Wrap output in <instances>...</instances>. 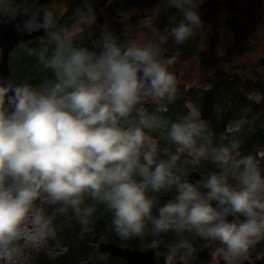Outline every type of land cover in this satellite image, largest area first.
Returning <instances> with one entry per match:
<instances>
[{"label":"clouds","instance_id":"1","mask_svg":"<svg viewBox=\"0 0 264 264\" xmlns=\"http://www.w3.org/2000/svg\"><path fill=\"white\" fill-rule=\"evenodd\" d=\"M204 2L155 0L129 35L96 0H79L66 25L40 0H0V28L38 42L26 51L42 73L33 83L0 72V264L59 255V221L83 235L101 218L163 264H196L200 253L204 264H264V146L243 150L253 122L218 134L190 98L167 115L197 82L178 76L164 46L211 29ZM162 14L164 33L149 22Z\"/></svg>","mask_w":264,"mask_h":264},{"label":"trees","instance_id":"2","mask_svg":"<svg viewBox=\"0 0 264 264\" xmlns=\"http://www.w3.org/2000/svg\"><path fill=\"white\" fill-rule=\"evenodd\" d=\"M141 0H116L113 4L114 10H124L133 7ZM145 1V0H144ZM224 4V3H223ZM222 4V5H223ZM228 7L234 11L235 6L232 2L227 3ZM213 6V5H211ZM222 7V6H221ZM219 5L212 7V11H209V7L202 14L206 25H211V29L205 31L202 35H198L195 39L189 40L186 44L181 46H175L171 38L166 47L172 49L173 56L183 60L189 58L195 50H197L200 41H206V45L209 48L216 47L218 43V29L217 17L221 10ZM230 13V12H229ZM233 13V12H231ZM67 19V18H66ZM66 19L58 21L59 24L65 25L68 23ZM158 25L160 28H168L170 26L167 14H162L158 19ZM213 24H212V23ZM216 26V30L214 27ZM228 27L236 29L238 26L233 20L228 21ZM237 31V30H235ZM94 35L90 34L88 38L81 37L84 40L92 39ZM235 42L239 41L238 36H234ZM203 41V42H204ZM233 42L232 47H236L237 43ZM30 47H37L38 42L32 41L29 44ZM24 60L29 61V66H24L30 69V72L26 75H14L13 80L23 81L24 79H30L33 83L37 82L42 73L37 68L34 58L27 55V51H24L23 56H18L15 65L27 64ZM210 65L212 67H222V60H219L216 56L211 58ZM18 71V69H17ZM251 78H241L237 73H233L229 70L218 68L212 77L208 78V89L200 90L196 88H189L186 93L180 96L175 104L170 106L168 116L175 119L177 115L184 111L183 102L185 99H192L201 107L202 114L207 119L215 131L219 134L225 129L228 122L233 119L244 117L253 122L254 131L247 134L245 143L243 145L244 151H251L254 146H264V101L260 104H256L250 101L247 97L252 91H259L264 95V73L253 71ZM183 92V88L181 89ZM149 110H153L154 106L151 104L146 105ZM208 169H211L212 165H207ZM59 234L64 244V251L58 257L54 259L45 260L48 264H126L120 258H114L108 253H103L99 250L95 244L94 235H101L104 241L115 242L122 246L138 247L140 244L136 241L121 242L117 240L110 232L106 231V223L103 218L99 219L96 223V227L90 233H84L81 235L79 225H77L71 219H65L58 222Z\"/></svg>","mask_w":264,"mask_h":264},{"label":"rangeland","instance_id":"3","mask_svg":"<svg viewBox=\"0 0 264 264\" xmlns=\"http://www.w3.org/2000/svg\"><path fill=\"white\" fill-rule=\"evenodd\" d=\"M70 2V0H53L49 6L60 15L70 9ZM154 2L155 0H141L133 7L120 10L115 14L110 9H105V13L114 28L119 29L126 26L130 30L129 35H135L137 24L141 19H146L149 16ZM229 2L234 4V11L228 7L227 3ZM215 5L222 6L223 9L217 17V26H220L218 23H221L222 27H217L218 43L216 47L209 48L204 39L197 43V50L189 58L181 60L176 57L174 70L179 74V77L185 81L197 82L190 88L204 90L206 85V89H208V78L212 77L218 68L237 73L242 79L251 78L253 71L264 73L262 63L264 60V0H205L200 8L201 14L208 7L209 11H212L211 8ZM119 15L121 16L120 20L118 19ZM157 19L149 22L154 24L156 31L164 33L167 28H160ZM229 20L238 24L235 26L236 29L227 26ZM214 29L216 30V26ZM90 31L95 33V27ZM144 35L153 36V32H145ZM234 36H238V42H235ZM233 42L237 43L236 47H232ZM166 49V54L174 52L168 47ZM214 56L222 60V67L217 65L214 68L210 65L209 60ZM96 236L100 237V242H107L101 235H94V237ZM61 254L52 257L43 254L36 255L33 264H48L46 259L49 262L48 258L54 259Z\"/></svg>","mask_w":264,"mask_h":264},{"label":"water","instance_id":"4","mask_svg":"<svg viewBox=\"0 0 264 264\" xmlns=\"http://www.w3.org/2000/svg\"><path fill=\"white\" fill-rule=\"evenodd\" d=\"M47 1L48 0H40L44 5ZM99 6L104 7L105 3ZM20 39L21 38L16 35L11 27L0 28V72L5 76H10L8 57L11 50L21 44L18 43ZM166 55L172 56L171 54ZM262 63L264 65V60ZM99 239V236L95 239V244L98 245L99 250L103 253H108L114 258H120L128 264H155V256L151 251L141 252L139 250H132L130 248H124L116 243L100 242Z\"/></svg>","mask_w":264,"mask_h":264},{"label":"flooded vegetation","instance_id":"5","mask_svg":"<svg viewBox=\"0 0 264 264\" xmlns=\"http://www.w3.org/2000/svg\"><path fill=\"white\" fill-rule=\"evenodd\" d=\"M53 0H48L46 3H45V6L46 7H49V8H51V6H49V3L50 2H52ZM71 2H70V9L69 10H66L64 13H62V14H58V12H55V14H56V16H57V19H58V21H61V20H64V19H66V21L68 22V23H66V24H70L71 22H72V20H71V18H72V10H73V8L76 6V4H78L79 3V0H70ZM112 1V2H111ZM116 0H96V4L97 5H100V4H103V3H105V6L103 7L104 8V10L105 9H110L112 12H113V14H115L116 12H118V11H120V10H114L113 9V4H114V2H115ZM52 9V8H51ZM119 18V20H120V18H121V16L119 15L118 16ZM65 24V25H66ZM91 29V28H90ZM90 29H88L87 31H85L83 34H82V37H85V38H88V36L90 35V34H92V35H94L95 33H93L92 31H90ZM93 38H94V36H93ZM92 38V39H93ZM32 41H34V40H30V41H28V42H26V43H24V44H19V45H17L16 47H14L12 50H11V52H10V55H9V57H8V63H9V67H10V77H11V79L13 78V76L14 75H26L27 73H29L30 72V69L32 70L33 68H25L24 66H29L28 64L30 63L29 61H26V60H24V62H27V64H23L22 63V65L21 64H18V65H15V63H16V61H17V57L18 56H23L24 55V51L26 50V48L27 47H30L29 46V44L32 42ZM3 55V54H2ZM172 55V54H171ZM173 56V55H172ZM263 67H264V65H263ZM17 69H18V71H17ZM178 76H179V74H178ZM98 237V236H97ZM100 238V237H99ZM99 241H100V239H99ZM112 243H115V242H112ZM116 244H118V243H116ZM118 245H120V244H118ZM120 246H122V245H120ZM122 247H124V248H130V249H132V250H139V251H141V252H145V251H147V250H144L143 248H142V245L140 244V246H138V247H132V246H122ZM205 259H206V257H205V254L204 253H200V256H199V259H198V261L196 262V264H204V261H205ZM124 261V260H123ZM126 264H128L126 261H124ZM155 264H163V261H162V259L161 258H158V257H155Z\"/></svg>","mask_w":264,"mask_h":264}]
</instances>
